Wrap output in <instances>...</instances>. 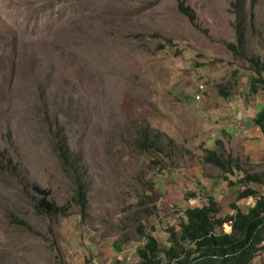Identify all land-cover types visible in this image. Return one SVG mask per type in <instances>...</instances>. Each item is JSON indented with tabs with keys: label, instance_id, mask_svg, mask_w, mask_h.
Segmentation results:
<instances>
[{
	"label": "rangeland",
	"instance_id": "1",
	"mask_svg": "<svg viewBox=\"0 0 264 264\" xmlns=\"http://www.w3.org/2000/svg\"><path fill=\"white\" fill-rule=\"evenodd\" d=\"M230 1L0 0V264H120L115 257L146 234L159 249L170 245L165 230L207 196L222 217L231 203L243 211L253 201L237 200L235 188L262 193L239 179L264 171L240 144H213L238 158L231 174L201 161L199 121L213 113L227 121L224 94L244 84L235 68L264 60V0L246 2L241 49ZM142 130L164 133L172 151L164 138L160 153L139 149ZM57 135L81 158L83 210L56 158ZM33 185L66 212L35 213ZM248 264H264V253Z\"/></svg>",
	"mask_w": 264,
	"mask_h": 264
},
{
	"label": "trees",
	"instance_id": "2",
	"mask_svg": "<svg viewBox=\"0 0 264 264\" xmlns=\"http://www.w3.org/2000/svg\"><path fill=\"white\" fill-rule=\"evenodd\" d=\"M253 0H231L230 11L233 14V30L235 45L242 48L246 29V2ZM250 6V5H249ZM186 9V8H185ZM183 12V7L180 6ZM190 12V11H189ZM189 13L188 16H191ZM235 45L227 43V47L234 55L241 52L235 50ZM250 74L246 78L248 92L258 91L264 93V60L258 57H248ZM224 94L222 91H220ZM225 96V94H224ZM253 123L264 130V103L252 119ZM135 145L139 149L153 145L161 152V147L155 145L160 138L167 142L165 145L172 151L174 146L171 138L164 133L155 131L150 136L145 130L138 132ZM53 146L56 158L64 174L74 186L72 201L80 210L86 207V183L84 171L81 168V158L70 151L63 136L53 137ZM170 145V146H169ZM188 152V151H187ZM201 161L217 167L221 176L231 174L232 169L238 168V158L230 154L220 155L216 150L203 149ZM241 182L258 184L262 193L252 187L235 188V198L252 197V203L242 211L233 203L230 204L233 213L222 217L216 215L219 207L211 196L206 197V203L200 206L186 207L182 212V220L178 222L177 229L167 228L170 245L159 249L156 240L149 234L144 235L145 241L137 248V255L141 264H248L255 256L264 253V171L245 172L239 178ZM149 187L152 186L148 183ZM38 196L33 202L35 213L53 215L64 214L68 205H56L47 196L46 189L33 185ZM192 193L189 194V196ZM186 197V196H185ZM228 224V231L222 230V225ZM163 257V260L161 259ZM162 261V262H161Z\"/></svg>",
	"mask_w": 264,
	"mask_h": 264
},
{
	"label": "crops",
	"instance_id": "3",
	"mask_svg": "<svg viewBox=\"0 0 264 264\" xmlns=\"http://www.w3.org/2000/svg\"><path fill=\"white\" fill-rule=\"evenodd\" d=\"M237 68V76H242L240 82L242 81L244 84L240 89L242 92H239L236 89L234 93L229 91V93L224 96V108L222 111H226L229 114V119L227 121L221 120V118L214 115V113L212 115H207L204 120L199 121L200 140L203 143V149L215 150L213 148L215 142H224L225 145L229 144L230 146L240 144L242 147L240 149L241 154L254 163H261L264 162V130H261L256 126L252 119L261 109L262 104L264 103V95H261L263 94L261 91L253 94L249 93L245 78L246 75L248 76L250 74V70L246 66L236 67L235 70ZM218 102L219 99H216L215 102L211 100V109L215 108L214 110L218 111ZM214 110H211L210 112H213ZM210 127H212L214 132L209 131ZM206 135H208V137ZM198 151L200 152V150ZM226 152L227 154L231 153L228 149H226ZM197 154L198 153L191 157L192 160L197 159V157L198 159L200 158ZM197 173L201 174L202 172ZM202 174L206 173L203 172ZM205 177L206 182H208L210 178L207 175H205ZM140 246L141 245L134 249L133 247L124 249V253L122 254L123 257L121 258L117 255L115 259L120 260V264H133L136 260L133 253ZM106 255L108 257L110 256V254Z\"/></svg>",
	"mask_w": 264,
	"mask_h": 264
},
{
	"label": "built area",
	"instance_id": "4",
	"mask_svg": "<svg viewBox=\"0 0 264 264\" xmlns=\"http://www.w3.org/2000/svg\"><path fill=\"white\" fill-rule=\"evenodd\" d=\"M197 90H198V91L203 90V86H202L201 84H198V85H197ZM195 98H198V94L195 95Z\"/></svg>",
	"mask_w": 264,
	"mask_h": 264
}]
</instances>
